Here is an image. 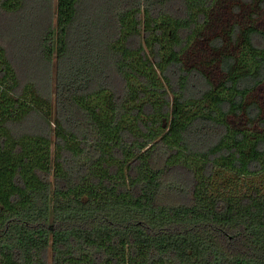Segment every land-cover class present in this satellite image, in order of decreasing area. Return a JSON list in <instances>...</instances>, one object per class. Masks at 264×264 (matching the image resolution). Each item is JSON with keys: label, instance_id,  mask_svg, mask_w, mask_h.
<instances>
[{"label": "trees", "instance_id": "obj_1", "mask_svg": "<svg viewBox=\"0 0 264 264\" xmlns=\"http://www.w3.org/2000/svg\"><path fill=\"white\" fill-rule=\"evenodd\" d=\"M263 18L0 0V264H264Z\"/></svg>", "mask_w": 264, "mask_h": 264}, {"label": "rangeland", "instance_id": "obj_2", "mask_svg": "<svg viewBox=\"0 0 264 264\" xmlns=\"http://www.w3.org/2000/svg\"><path fill=\"white\" fill-rule=\"evenodd\" d=\"M263 22H264V18H263ZM197 49L198 50H194L192 52V55L191 56L195 57L196 55H200L201 58H203L205 56V50H202V48H197ZM203 59H205V57ZM254 183L261 184V185L264 184V175L261 176V178H255L254 179Z\"/></svg>", "mask_w": 264, "mask_h": 264}]
</instances>
